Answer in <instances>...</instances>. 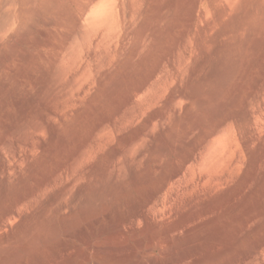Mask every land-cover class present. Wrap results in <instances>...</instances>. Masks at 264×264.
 I'll use <instances>...</instances> for the list:
<instances>
[{"label": "rangeland", "instance_id": "rangeland-1", "mask_svg": "<svg viewBox=\"0 0 264 264\" xmlns=\"http://www.w3.org/2000/svg\"><path fill=\"white\" fill-rule=\"evenodd\" d=\"M86 1L0 0V264H225L250 250L264 235V200L258 224L218 241L212 225L232 216L210 221V172L230 145L225 157L245 162L249 179L264 150V0H141L110 30L80 13ZM81 26L92 31L85 41ZM203 64L211 77L192 80ZM72 79L76 102L56 103ZM176 88L187 98L173 112ZM199 175L209 176L200 188L181 190ZM257 180L235 212L255 201L264 171ZM64 191L73 199L60 201ZM177 191L180 207L195 202L170 214ZM201 211L207 219L163 239Z\"/></svg>", "mask_w": 264, "mask_h": 264}, {"label": "bare ground", "instance_id": "bare-ground-1", "mask_svg": "<svg viewBox=\"0 0 264 264\" xmlns=\"http://www.w3.org/2000/svg\"><path fill=\"white\" fill-rule=\"evenodd\" d=\"M124 3L126 4L125 0H87L86 2L80 5V13L81 12L84 14L86 13L87 15V12H91L90 17H92L93 20H95L97 23L98 21L105 23V26L107 27V29L110 30L112 29V26L115 24L117 26L127 25L128 17L130 16L133 17L134 14L136 13L139 14V12L137 11L136 4L141 3V0L139 1L129 0L128 9L126 8L127 5L125 6ZM7 18L10 20L12 18V15H8ZM86 18L87 16L85 17V19ZM88 23L89 22H86V25H88ZM4 24H6V21L2 25ZM84 24H85V21H84ZM91 26L95 27L92 24ZM93 27H92V30H93ZM91 32L92 31L90 27L88 28V27L81 26L79 29V35L81 39L84 41L88 39ZM233 32L234 30L231 31V33ZM251 49H254V53H255L259 49V46L252 45ZM104 61L105 60H101V64H103ZM169 65L171 66L172 70L174 69V73H175L174 76L171 77V79L178 80L180 77V74H179L180 67H179L178 59L177 61H175V59H172L171 61H169ZM97 71H98L97 67H95V72ZM198 72L199 74L196 75ZM212 72H213V69L209 65H204V64L200 65V70L196 68L195 66L190 69V73L192 74V77H191L192 80H199L201 77L203 78H208L209 76L211 77ZM69 81H68L69 85L67 89L60 90L58 94L51 95V97H53V100L56 101V103H62L63 101L70 102V103L76 102L77 97L73 95L71 92L73 90L74 85L77 82V79H72L70 82ZM163 83L164 84L161 86V89L166 88V84L168 83L167 76L164 77ZM147 86H149V84L146 85L145 87ZM143 89L145 90L144 86L140 87V91H143ZM253 95L254 93L252 92L250 96H253ZM179 98L185 100L187 98V95L184 94V92L178 88L170 95L169 102H170V105L172 106L173 112L176 111L175 103H176V99H179ZM148 102L150 103L151 100H148ZM50 113L53 115H56V112L53 110H51ZM138 113H139L138 110H135L133 112H128L127 117L134 118L135 115H137ZM256 113L258 115H263L264 110L259 109L257 110ZM231 117L235 118L236 116L225 115L224 120L231 118ZM224 120L223 122L220 121V123H218L214 127L216 131L222 132L224 130V125H223ZM158 123L162 125V122L160 119L158 120ZM43 128L47 130L48 127L43 126ZM99 129H100L99 126L95 128L96 131H98ZM133 143L134 142L132 140L128 142V144L130 145H132ZM230 150H231L230 145H225L222 147V150H221L222 155H218L213 158L212 162H213L214 168L210 172V195L212 192H214L216 195V202H214L213 206L210 207V221H212L214 217L220 216L221 212H224L232 216V219H221V222H219L221 224L217 223L215 225H212L211 228H213V232H212L213 237L214 235H217V237L219 236L218 241L220 238H223V235L225 237L230 236V234L225 233V230L229 228H232L234 231L237 229V227H240L243 230H247V229H250V227L255 226V224H258V219H259L258 216L260 212H256L255 210L259 209L260 203H262L261 201L264 200V186H262L258 188L257 190V194L259 196L256 193L254 194L256 196H255V201L253 203L248 202L247 205L242 207L239 212H235V208H237L236 203L238 201H242L246 197V195L254 189V185L258 181L257 180L258 174L264 171V150L262 151L259 157V160L255 161V163L252 164V170L250 173L251 177L249 179H245V177L243 176L246 172L245 169L247 168L245 162H243L239 157L231 159V160H227V158L225 157V154ZM221 166H223L224 168L218 171V167H221ZM236 173H241V174H238L237 178L244 179L243 184H241L238 187H234L233 185L234 182L236 181ZM208 177L209 176L199 175L197 176L194 183L182 185L181 190H183L185 193H188L197 187L200 188L203 185V183H205L203 180ZM78 194L81 195L80 191L78 192ZM158 197H159L158 193H152L150 195L151 202L156 203V204L159 203ZM69 198L73 199L70 193L68 194L67 191H64L63 193L60 194V198L58 199L60 201L64 199L65 201L66 199H69ZM185 200H186V203L184 204V206L180 207L179 203L177 202L178 201V191L176 193L172 192L169 198V206L167 207L168 212L171 214L173 209H175L176 211H179V210L184 211L185 209L192 207L191 205H193V203L195 202V200H193L190 197H185ZM186 214L187 215L184 218L185 219L190 218L189 214L188 213ZM9 215L11 217L17 216L15 211L11 212ZM136 215L140 216L145 221L149 220V216L147 214H142V212H138ZM262 215H260L259 217L263 218L264 215L263 216ZM208 216H209L208 213L201 211L197 215L193 216L191 219H188L187 222L184 220L178 222L177 224L173 225V228L168 233L164 235L163 239L165 240L169 239V236L172 233L179 232V230L183 228L185 225L199 224L202 219L205 220L208 218ZM220 235H222V237ZM213 237H210V238H213ZM229 243L230 242L227 239H225V241L221 243V247L228 248ZM189 245L192 248H197V243L194 244L192 242ZM263 250H264V235L260 239L252 243V248L250 250L239 252L238 254H236L234 259H232L231 261H227L225 264H261L264 261L262 260L263 255H261V252ZM110 252L111 254L115 253L114 250H111ZM181 257H187V256L185 255V253H182Z\"/></svg>", "mask_w": 264, "mask_h": 264}]
</instances>
